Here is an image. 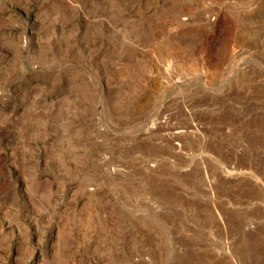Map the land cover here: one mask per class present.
<instances>
[{
	"label": "rangeland",
	"instance_id": "rangeland-1",
	"mask_svg": "<svg viewBox=\"0 0 264 264\" xmlns=\"http://www.w3.org/2000/svg\"><path fill=\"white\" fill-rule=\"evenodd\" d=\"M257 1L0 0V264H241L213 150Z\"/></svg>",
	"mask_w": 264,
	"mask_h": 264
},
{
	"label": "bare ground",
	"instance_id": "bare-ground-1",
	"mask_svg": "<svg viewBox=\"0 0 264 264\" xmlns=\"http://www.w3.org/2000/svg\"><path fill=\"white\" fill-rule=\"evenodd\" d=\"M243 17L247 23L264 26V2L257 1L255 9ZM256 32H239V41L256 50L259 55L256 61L264 64V41ZM171 62L160 65L176 80L182 75L187 77L185 73L174 71ZM257 67L240 69V81L246 75L250 77L249 88L226 89L220 94L221 140L213 150L221 161L216 176L220 194L216 231L226 245L233 247L241 264H264V70ZM203 111L195 113L198 124ZM193 127L197 126L189 125L185 130L174 128L171 139L180 140L183 132ZM11 223L7 221L6 226ZM42 255L39 251L40 258Z\"/></svg>",
	"mask_w": 264,
	"mask_h": 264
},
{
	"label": "built area",
	"instance_id": "built-area-1",
	"mask_svg": "<svg viewBox=\"0 0 264 264\" xmlns=\"http://www.w3.org/2000/svg\"><path fill=\"white\" fill-rule=\"evenodd\" d=\"M149 166L150 167H153V165H149ZM108 169L110 171H123V169L120 166H113V167H109ZM65 189H66L67 192H74L77 189V187H76V185L68 184V185H66V188ZM85 191L88 192V193H91V192L94 191V188H92V187H86L85 188ZM155 203L156 202L153 201V203L151 205L153 208H156L157 207V205Z\"/></svg>",
	"mask_w": 264,
	"mask_h": 264
}]
</instances>
